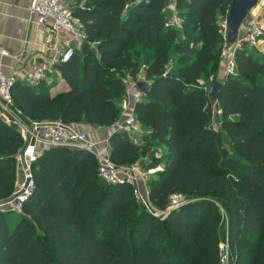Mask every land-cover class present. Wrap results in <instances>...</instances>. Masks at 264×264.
I'll list each match as a JSON object with an SVG mask.
<instances>
[{"label":"trees","instance_id":"16d2710c","mask_svg":"<svg viewBox=\"0 0 264 264\" xmlns=\"http://www.w3.org/2000/svg\"><path fill=\"white\" fill-rule=\"evenodd\" d=\"M64 1L85 38L56 63L62 87L52 93L55 78H18L14 105L28 120L114 125L117 165L140 156L143 169L163 165L147 179L153 208L133 181L105 180L92 151L47 145L22 210L0 209V264H220L225 237L232 264H264V56L242 40L236 72L221 76L220 17L232 0H176L178 22L169 21L171 0ZM140 75L148 88L133 113L148 133L139 142L115 123L127 80ZM216 79L223 85L213 106ZM23 145L0 116V202L15 193Z\"/></svg>","mask_w":264,"mask_h":264},{"label":"built area","instance_id":"2783aa9c","mask_svg":"<svg viewBox=\"0 0 264 264\" xmlns=\"http://www.w3.org/2000/svg\"><path fill=\"white\" fill-rule=\"evenodd\" d=\"M264 8V0H258L257 5L248 14L240 27L244 40L249 45L256 46L264 50V13L254 14L257 7ZM171 14L169 21L178 22L176 15V0L169 3ZM30 11L35 14L36 21L41 26L48 29L46 45L51 46L53 34L64 31L68 34V41L58 50L55 60L36 63L31 69H26L21 57H18L19 67H14L12 73L7 74L2 69V57L10 55V51L0 45V116L9 123L15 124L21 131L24 138V145L17 154L16 164L22 170L23 177L16 181L15 193L21 190L28 176L31 181L25 190L14 198L0 202V209H11L21 211L23 202L28 198L32 189V164L37 160L39 144L45 145H69L85 148L92 151L99 161V174L107 181L117 183L124 180H131L135 183V193L138 199L147 207H151L149 188L147 184L148 175L138 166H119L110 157L109 150L98 151L88 144V134L86 131H78L67 124L62 119L49 120H26L23 118L22 110L14 105L11 89L18 78L29 82H39L57 72L56 63L70 59L75 53L76 47L85 38V33L80 24L71 14L70 7L64 0H31ZM225 74L236 72L234 59V48L225 49ZM133 112L122 116L116 123V129L126 130L135 140L142 133ZM143 183V185H142ZM14 193V194H15ZM181 197L173 194L171 206L176 207L180 203ZM220 264H232L231 247L228 237H225L219 247Z\"/></svg>","mask_w":264,"mask_h":264},{"label":"crops","instance_id":"0c3cea01","mask_svg":"<svg viewBox=\"0 0 264 264\" xmlns=\"http://www.w3.org/2000/svg\"><path fill=\"white\" fill-rule=\"evenodd\" d=\"M30 4L31 0H0V45L11 53L2 57V69L7 74L12 73L14 67H19L18 57L22 58L26 69H31L39 62L55 60L58 56V50L69 39L66 32L59 31L53 34L51 46L46 45L45 40L49 34L48 29L37 23L35 14L30 11ZM260 13H264V8L259 6L254 11V14ZM54 78L57 81L54 85L62 87L63 82L59 80L58 72L48 76L50 81ZM140 79L144 78L140 77ZM132 92H134V88ZM129 98V105L125 103L122 116L133 112L134 104L139 99L137 95H129ZM70 126L78 131H86L88 144L92 148L101 152L109 150L108 142L110 134L115 128L114 125L92 127L77 123L74 125L70 124ZM46 146L45 144H39L41 150ZM21 171L17 166V177L22 179L23 173Z\"/></svg>","mask_w":264,"mask_h":264},{"label":"water","instance_id":"95a60500","mask_svg":"<svg viewBox=\"0 0 264 264\" xmlns=\"http://www.w3.org/2000/svg\"><path fill=\"white\" fill-rule=\"evenodd\" d=\"M258 0H232L229 6L226 19H225V38L226 48H233L240 40L239 32L243 21L248 14L257 5ZM223 85L221 79H216L213 84L208 87V94L213 106L217 103L218 92ZM148 88V81L145 79H139L136 82L135 89L140 92H145ZM31 181V177L28 176L23 188L16 192L12 198L22 193Z\"/></svg>","mask_w":264,"mask_h":264},{"label":"rangeland","instance_id":"374dc122","mask_svg":"<svg viewBox=\"0 0 264 264\" xmlns=\"http://www.w3.org/2000/svg\"><path fill=\"white\" fill-rule=\"evenodd\" d=\"M68 3H69V2H68ZM225 19H226V15H222V16L220 17V20H221L223 26H224V24H225ZM222 31L225 32V26L223 27ZM240 35L243 36V32H242V30L240 31ZM239 37H240V36H239ZM234 47H235V46H234ZM234 47H233V48H234ZM225 49H226V47H225ZM260 51H261V56L263 57V56H264V50H260ZM259 54H260V53H259ZM220 74H221V76H224V75H225V72H224V73L221 72ZM221 76H220V77H221ZM140 77L143 78V75H140V76H139V79H140ZM135 85H136V82H135V81L127 80V97L123 100V104H124V105H125V103H127V104L129 103V100H130L129 95H130V96H131V95H132V96L137 95V98H139V96L142 97L140 91H138L137 89H135ZM60 88H61V86L56 87V86L54 85L53 88H52V93L55 92L57 89H60ZM133 88H134V92H132V89H133ZM136 90H137V91H136ZM128 105H129V104H128ZM23 118L26 119V120H28V119L25 118L24 116H23ZM139 125H140V127L142 128V133L138 136L137 141L140 142V141H144V140H145V133L147 134L148 131L145 130V127L143 126L142 123H140ZM162 151H163V149H162V147H161L160 150H157L156 155H157V156H158V155L161 156ZM105 152H106V151H105ZM143 159H144V158H142L141 156L138 157V158H136L135 161L133 162V165H136V166L140 167V168L146 173V175H148V178H149L151 175H153L154 172H156V170L160 169V168L163 166L162 164H158V165H157L156 167H154V168H151V169H143V168L141 167V163H143ZM142 185H143V183H142ZM151 207L153 208L152 204H151Z\"/></svg>","mask_w":264,"mask_h":264}]
</instances>
